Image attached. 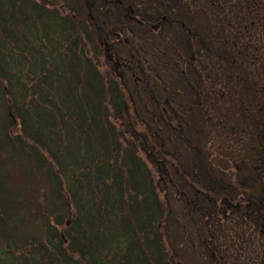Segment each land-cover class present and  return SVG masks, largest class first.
<instances>
[{
    "label": "trees",
    "instance_id": "trees-1",
    "mask_svg": "<svg viewBox=\"0 0 264 264\" xmlns=\"http://www.w3.org/2000/svg\"><path fill=\"white\" fill-rule=\"evenodd\" d=\"M0 264H264V0H0Z\"/></svg>",
    "mask_w": 264,
    "mask_h": 264
},
{
    "label": "rangeland",
    "instance_id": "rangeland-1",
    "mask_svg": "<svg viewBox=\"0 0 264 264\" xmlns=\"http://www.w3.org/2000/svg\"><path fill=\"white\" fill-rule=\"evenodd\" d=\"M48 1V0H47Z\"/></svg>",
    "mask_w": 264,
    "mask_h": 264
}]
</instances>
